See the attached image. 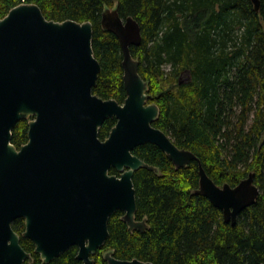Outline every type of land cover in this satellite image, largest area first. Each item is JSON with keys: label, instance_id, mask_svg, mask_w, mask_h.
<instances>
[{"label": "trees", "instance_id": "obj_1", "mask_svg": "<svg viewBox=\"0 0 264 264\" xmlns=\"http://www.w3.org/2000/svg\"><path fill=\"white\" fill-rule=\"evenodd\" d=\"M20 3L37 4L47 19L90 21L100 63L93 92L123 102L121 47L100 24L103 8L117 4L122 18L130 15L140 25L141 43L130 51L148 82L150 102L159 107L153 125L193 152L216 184L234 186L254 172L259 187L236 222H225L208 198L192 193L199 179L195 160L176 168L156 145H139L132 152L158 169L139 168L133 175L135 218L146 217L149 228L130 231L122 212H114L108 238L91 256L94 264H107L103 253L109 249L116 258L153 264H264V0L258 11L251 0H0V18ZM115 121L103 122L101 140ZM27 131L28 119L13 127L17 148ZM11 225L32 256L25 264H83L76 246L42 263L33 242L21 235L24 219Z\"/></svg>", "mask_w": 264, "mask_h": 264}, {"label": "water", "instance_id": "obj_2", "mask_svg": "<svg viewBox=\"0 0 264 264\" xmlns=\"http://www.w3.org/2000/svg\"><path fill=\"white\" fill-rule=\"evenodd\" d=\"M251 2L258 11L260 0ZM100 24L121 47L123 102L93 92L100 63L90 21L47 19L35 3H20L0 18V264L32 262L12 228L17 218L24 219L21 235L33 242L42 263L76 246V258L94 264L91 256L108 238L116 211L130 231L148 229L146 217L135 218L133 182L139 168L158 172L132 152L145 143L159 147L176 168L195 160L199 179L192 193L208 198L225 222L234 224L258 197L254 172L234 186L218 185L193 152L153 125L159 107L150 102L148 82L130 51L141 43L139 23L122 18L114 4L103 8ZM108 118L116 121L101 140ZM21 119H28L27 141L17 148L12 129ZM113 253L104 251L107 264H153Z\"/></svg>", "mask_w": 264, "mask_h": 264}, {"label": "rangeland", "instance_id": "obj_3", "mask_svg": "<svg viewBox=\"0 0 264 264\" xmlns=\"http://www.w3.org/2000/svg\"><path fill=\"white\" fill-rule=\"evenodd\" d=\"M185 77V75H183V78Z\"/></svg>", "mask_w": 264, "mask_h": 264}]
</instances>
